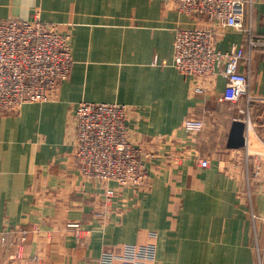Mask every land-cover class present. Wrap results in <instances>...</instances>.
Segmentation results:
<instances>
[{"label": "crops", "instance_id": "1", "mask_svg": "<svg viewBox=\"0 0 264 264\" xmlns=\"http://www.w3.org/2000/svg\"><path fill=\"white\" fill-rule=\"evenodd\" d=\"M36 14L71 35L73 64L49 101L0 113V264H98L126 243L155 244L152 264H264V0L247 3V32L185 13L177 0H0V20ZM196 27H214L222 52L249 53L240 64L253 98L244 147H228L248 99L219 100L225 62L205 80L174 65L177 31ZM83 101L128 105L130 140L156 153L144 156L145 184L82 174ZM190 117L205 128L185 131ZM107 187L117 188L108 203Z\"/></svg>", "mask_w": 264, "mask_h": 264}, {"label": "built area", "instance_id": "2", "mask_svg": "<svg viewBox=\"0 0 264 264\" xmlns=\"http://www.w3.org/2000/svg\"><path fill=\"white\" fill-rule=\"evenodd\" d=\"M177 1L179 10L185 13L204 15L217 26L250 31L244 16L245 7L252 0ZM216 41L214 27L179 29L174 43V65L184 75L205 80L225 62L226 87L219 100L238 103L247 97V108H242L241 113L246 127L248 124L251 129L250 77L240 70L241 62L249 58V53L242 46L222 52ZM260 44L250 40L251 47ZM72 51L71 35L61 32L55 24L44 22L39 14L32 19L0 20V113H18L26 103L49 101L71 72ZM128 114L129 107L124 103H79L75 156L85 177L113 181L120 187H139L146 183L145 157L154 158L156 153L147 152L130 140ZM205 125L203 119L190 117L184 121L183 128L192 133L204 129ZM200 164L208 167L210 162L201 159ZM260 172L256 170L255 175ZM104 195L105 202H110L117 195V188L107 187ZM72 226L80 227L79 223ZM26 235L27 232L23 240ZM1 240L5 241L4 235ZM156 256L157 247L153 243H126L119 253L103 251L98 264H152Z\"/></svg>", "mask_w": 264, "mask_h": 264}, {"label": "water", "instance_id": "3", "mask_svg": "<svg viewBox=\"0 0 264 264\" xmlns=\"http://www.w3.org/2000/svg\"><path fill=\"white\" fill-rule=\"evenodd\" d=\"M245 128L246 123L244 121L237 119L233 122L229 133V148H241L246 145Z\"/></svg>", "mask_w": 264, "mask_h": 264}]
</instances>
